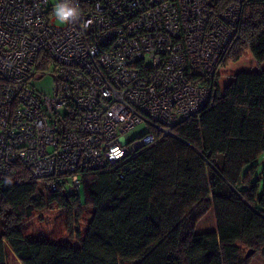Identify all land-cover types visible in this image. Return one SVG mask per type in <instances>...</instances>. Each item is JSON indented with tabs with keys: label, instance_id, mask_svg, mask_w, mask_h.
I'll return each instance as SVG.
<instances>
[{
	"label": "built area",
	"instance_id": "1",
	"mask_svg": "<svg viewBox=\"0 0 264 264\" xmlns=\"http://www.w3.org/2000/svg\"><path fill=\"white\" fill-rule=\"evenodd\" d=\"M244 1L0 0V174L22 164L76 194L150 129L172 135L211 101ZM62 4L77 16L61 22ZM45 75L53 93L34 84Z\"/></svg>",
	"mask_w": 264,
	"mask_h": 264
},
{
	"label": "trees",
	"instance_id": "2",
	"mask_svg": "<svg viewBox=\"0 0 264 264\" xmlns=\"http://www.w3.org/2000/svg\"><path fill=\"white\" fill-rule=\"evenodd\" d=\"M251 55L244 70L199 113L152 143L83 173L82 191L35 179L16 164L0 174V264L8 246L23 264H251L264 258V0H245L221 66ZM57 181L53 190L51 182ZM84 196V199H83ZM93 216L78 244L30 238L33 211L61 208L77 222ZM254 251L249 257L244 249Z\"/></svg>",
	"mask_w": 264,
	"mask_h": 264
},
{
	"label": "rangeland",
	"instance_id": "3",
	"mask_svg": "<svg viewBox=\"0 0 264 264\" xmlns=\"http://www.w3.org/2000/svg\"><path fill=\"white\" fill-rule=\"evenodd\" d=\"M57 2L58 0H51ZM264 67V65H263ZM259 66L256 64L254 58L249 54L243 59L232 62L226 67H219L220 84L222 90L233 80V75L244 70H258ZM39 90L53 93L56 81L54 77L45 75L42 79L34 83ZM147 129L146 124H139L134 127L129 136L131 138L139 136ZM84 199V196H83ZM93 208L83 207V215L80 222L75 219V214L69 210L54 208H47L43 211H33L32 215L28 217L22 226L25 235L30 238L49 239L57 242H64L69 244H78V234H84L87 226L93 216ZM8 261L9 264H23L14 254L10 246H8ZM248 249H244V254L247 255ZM250 257L251 264H264V258L260 254L253 253Z\"/></svg>",
	"mask_w": 264,
	"mask_h": 264
},
{
	"label": "clouds",
	"instance_id": "4",
	"mask_svg": "<svg viewBox=\"0 0 264 264\" xmlns=\"http://www.w3.org/2000/svg\"><path fill=\"white\" fill-rule=\"evenodd\" d=\"M56 15L61 22H67L69 19H74L77 16V10L69 7L67 4H62L57 7Z\"/></svg>",
	"mask_w": 264,
	"mask_h": 264
},
{
	"label": "water",
	"instance_id": "5",
	"mask_svg": "<svg viewBox=\"0 0 264 264\" xmlns=\"http://www.w3.org/2000/svg\"><path fill=\"white\" fill-rule=\"evenodd\" d=\"M66 193V192H65ZM254 251H249L248 253H247V257H249L252 253H253Z\"/></svg>",
	"mask_w": 264,
	"mask_h": 264
}]
</instances>
